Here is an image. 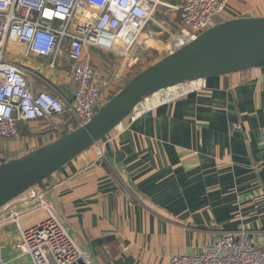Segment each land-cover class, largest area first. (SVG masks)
<instances>
[{
	"label": "crops",
	"instance_id": "0c3cea01",
	"mask_svg": "<svg viewBox=\"0 0 264 264\" xmlns=\"http://www.w3.org/2000/svg\"><path fill=\"white\" fill-rule=\"evenodd\" d=\"M160 1L129 58L108 52L113 60L107 64L106 51L88 50L110 89L125 84L141 57L154 54L153 63L166 55L171 34L183 37L176 10L182 0ZM224 1L218 22L246 13L264 16V0ZM15 46L10 43L7 57L24 66L34 91L72 95L67 57L53 65L33 53L17 58ZM206 82L204 89L144 105L136 119L124 120L121 131L109 133L47 181L45 202L92 264H169L174 254L197 253L224 232L240 229L264 243V67ZM75 127L67 114L24 122L20 139L0 148L17 157ZM34 212L38 222L47 216L44 208ZM26 216L19 218L22 228L28 227L22 225ZM18 234L14 222L0 226L2 257L6 264H31L14 247Z\"/></svg>",
	"mask_w": 264,
	"mask_h": 264
},
{
	"label": "built area",
	"instance_id": "2783aa9c",
	"mask_svg": "<svg viewBox=\"0 0 264 264\" xmlns=\"http://www.w3.org/2000/svg\"><path fill=\"white\" fill-rule=\"evenodd\" d=\"M160 4V0H0V147L20 139L19 125L24 122L51 120L64 114L74 119L76 127L88 122L114 94H108L110 79L92 64L88 50L129 58ZM224 8V0H182L176 10L184 35L171 34L168 53L218 23ZM10 43L16 45L17 58L33 53L50 58L53 65L59 57H67L72 63V95L65 98L50 91H34L26 80L24 66L7 57ZM206 85V78H199L171 95L165 94L169 89L163 90L141 102L127 118L136 119L146 110L144 105L167 102ZM124 120L112 131H121ZM12 157L9 149L0 148V160ZM44 195L34 186L0 208V226L11 221L18 227L14 247L28 256L31 264H92ZM39 208H44L47 216L22 228L19 218ZM1 249L0 245V264H6ZM169 264H264V243L254 242L244 229L227 231L197 253L170 256Z\"/></svg>",
	"mask_w": 264,
	"mask_h": 264
},
{
	"label": "water",
	"instance_id": "95a60500",
	"mask_svg": "<svg viewBox=\"0 0 264 264\" xmlns=\"http://www.w3.org/2000/svg\"><path fill=\"white\" fill-rule=\"evenodd\" d=\"M264 67V16L243 14L202 31L135 74L88 122L26 153L0 160V208L110 133L144 100L163 90L215 75Z\"/></svg>",
	"mask_w": 264,
	"mask_h": 264
},
{
	"label": "rangeland",
	"instance_id": "374dc122",
	"mask_svg": "<svg viewBox=\"0 0 264 264\" xmlns=\"http://www.w3.org/2000/svg\"><path fill=\"white\" fill-rule=\"evenodd\" d=\"M108 53V52H107ZM110 53H108V59H107V64H109V62L110 61H112L113 60V58L111 59V57H110ZM111 56H113V55H111ZM156 57H155V55L154 54H148L147 56H146V60L144 59V58H140L139 59V61L136 63V65H134V67L132 68V70L130 71V74H129V76H131V75H133L135 72H137V71H140V70H142L143 68H145L146 66H148V65H150L151 63H152V61H154V59H155ZM106 67V66H105ZM122 78V77H121ZM124 78V77H123ZM112 86V88L111 89H109L110 91H109V93L108 94H111V92H114V91H116V90H118V87L114 84V85H111ZM36 211V210H35ZM36 213L33 211V212H31V213H29V214H27V216L26 217H24V220H23V223H22V225L23 226H28V227H30L31 225H33V224H36L38 221H35L36 220ZM35 221V222H34ZM17 226V225H16Z\"/></svg>",
	"mask_w": 264,
	"mask_h": 264
},
{
	"label": "trees",
	"instance_id": "16d2710c",
	"mask_svg": "<svg viewBox=\"0 0 264 264\" xmlns=\"http://www.w3.org/2000/svg\"><path fill=\"white\" fill-rule=\"evenodd\" d=\"M139 71L135 72L133 75L129 76L128 79L126 80L125 84L135 75L137 74ZM115 92V91H114Z\"/></svg>",
	"mask_w": 264,
	"mask_h": 264
},
{
	"label": "bare ground",
	"instance_id": "6f19581e",
	"mask_svg": "<svg viewBox=\"0 0 264 264\" xmlns=\"http://www.w3.org/2000/svg\"><path fill=\"white\" fill-rule=\"evenodd\" d=\"M184 85H185V84H184ZM177 87H178V86H177ZM173 88H175V87H173ZM173 88H170L169 90H171V89H173ZM169 90H167V91H169ZM177 90H178V92L181 91L180 88H177ZM170 95H171V94H170ZM155 97H156V96H155ZM152 99L154 100V98H152ZM153 100H152V101H153Z\"/></svg>",
	"mask_w": 264,
	"mask_h": 264
}]
</instances>
